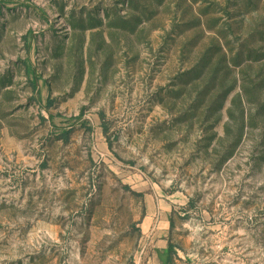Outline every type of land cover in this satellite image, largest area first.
<instances>
[{
	"label": "rangeland",
	"instance_id": "rangeland-1",
	"mask_svg": "<svg viewBox=\"0 0 264 264\" xmlns=\"http://www.w3.org/2000/svg\"><path fill=\"white\" fill-rule=\"evenodd\" d=\"M157 259L264 264V0H0V264Z\"/></svg>",
	"mask_w": 264,
	"mask_h": 264
},
{
	"label": "crops",
	"instance_id": "crops-1",
	"mask_svg": "<svg viewBox=\"0 0 264 264\" xmlns=\"http://www.w3.org/2000/svg\"><path fill=\"white\" fill-rule=\"evenodd\" d=\"M155 248H156V252L155 253L159 257V256L165 255V252L167 250V245H166V243H164L163 241H161V242H158L156 244V247ZM174 263L187 264V263H185V262H183L181 260H174L171 264H174ZM153 264H163V261H161L160 259H157V261L154 262Z\"/></svg>",
	"mask_w": 264,
	"mask_h": 264
},
{
	"label": "trees",
	"instance_id": "trees-1",
	"mask_svg": "<svg viewBox=\"0 0 264 264\" xmlns=\"http://www.w3.org/2000/svg\"><path fill=\"white\" fill-rule=\"evenodd\" d=\"M104 133L106 132V128H104ZM171 252V246H168V254Z\"/></svg>",
	"mask_w": 264,
	"mask_h": 264
},
{
	"label": "built area",
	"instance_id": "built-area-1",
	"mask_svg": "<svg viewBox=\"0 0 264 264\" xmlns=\"http://www.w3.org/2000/svg\"><path fill=\"white\" fill-rule=\"evenodd\" d=\"M174 264H179V263H174Z\"/></svg>",
	"mask_w": 264,
	"mask_h": 264
}]
</instances>
